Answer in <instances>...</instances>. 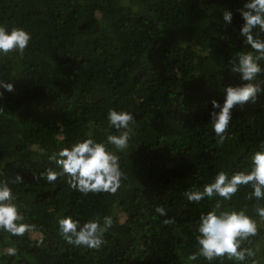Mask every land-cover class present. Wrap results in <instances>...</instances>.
Here are the masks:
<instances>
[{
    "label": "trees",
    "instance_id": "obj_1",
    "mask_svg": "<svg viewBox=\"0 0 264 264\" xmlns=\"http://www.w3.org/2000/svg\"><path fill=\"white\" fill-rule=\"evenodd\" d=\"M245 2L0 0V26L32 37L23 56L0 55V81L14 85L13 92L0 87V182L16 196L20 223L36 226L24 237L0 231V264H264V219L255 208L264 199H249L251 185L231 200L190 203L184 195L219 171H250L264 142V73L252 81L260 87L256 102L232 110L222 145L211 122L219 112L212 101L223 105L227 86L247 83L231 71L238 54L251 51L239 34ZM110 109L137 121L127 150L107 145L128 177L116 194L84 196L66 177L34 179L47 169L62 172L56 160L63 148L118 134L109 128ZM17 175L23 183H13ZM217 202L218 214L243 210L257 222V235L241 245L254 255L189 262L199 247V218ZM157 206L168 215L157 214ZM66 216L81 225L97 218L103 225L111 216L113 225L99 250L75 247L58 232ZM9 247L17 254L9 256Z\"/></svg>",
    "mask_w": 264,
    "mask_h": 264
},
{
    "label": "clouds",
    "instance_id": "obj_2",
    "mask_svg": "<svg viewBox=\"0 0 264 264\" xmlns=\"http://www.w3.org/2000/svg\"><path fill=\"white\" fill-rule=\"evenodd\" d=\"M243 24L240 28V36L244 37V43L250 45L251 51L238 54V63L231 68L233 73H239L240 79L247 83L242 86H227L223 105L216 100L212 101L214 109L219 112L211 113L212 128L218 137L217 143L222 145L227 138V132L232 120V110L239 106L243 108L247 103H255L260 87L253 84L258 75L264 73L260 61H264V41L259 39V34L264 33V0H246L243 7L238 9ZM223 18L226 22H232V13L225 11ZM259 29L257 38H254V30ZM32 40L31 34L21 28H12L10 31L5 26H0V55L9 56L18 53L23 56ZM0 87L8 92L14 91V85L7 81H0ZM3 92H0V98ZM0 106V114H4ZM109 128L115 129L118 134L109 133L105 142H98L93 138H85L73 144L70 148H63L59 153L56 163L61 166L62 172L47 169L45 172L34 175V179H45L48 183L57 181L60 177H66L68 185L84 196L99 193L116 194L128 179L121 169L120 158L109 151L107 145H113L117 151L123 152L129 148V142L134 135L136 119L127 111L110 109L107 115ZM260 151L252 156L250 171H239L230 177L225 171H219L213 182L205 184L202 190H189L184 193L190 203H199L206 197L211 200L218 195L224 200H231L241 186L251 185L253 191L249 199H264V142L260 144ZM55 158V157H53ZM13 183H23L20 175H17ZM16 196L7 182H0V231L8 233L12 237H24L27 233L36 230V226L20 223L24 216L15 203ZM219 202L206 214H201L196 236L199 245L197 252L187 257L189 262L202 256L207 261L227 257L229 260L243 262L246 257L254 255L251 249H242L243 241L258 233L257 222L245 211H222ZM256 212L264 219V207L255 206ZM155 212L160 216H167V210L163 206H157ZM175 222L172 219L164 220L165 224ZM113 225L111 216L103 217V225L100 219L89 220L81 225L79 220L70 216L58 219V232L69 244L75 247L99 250L106 242L104 234ZM9 256L17 254L15 247L7 249Z\"/></svg>",
    "mask_w": 264,
    "mask_h": 264
}]
</instances>
